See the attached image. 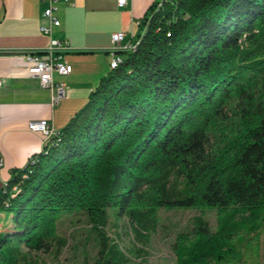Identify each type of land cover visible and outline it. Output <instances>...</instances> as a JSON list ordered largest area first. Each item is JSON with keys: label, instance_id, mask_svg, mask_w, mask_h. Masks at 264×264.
<instances>
[{"label": "trees", "instance_id": "1", "mask_svg": "<svg viewBox=\"0 0 264 264\" xmlns=\"http://www.w3.org/2000/svg\"><path fill=\"white\" fill-rule=\"evenodd\" d=\"M139 23L117 68L1 188L0 264H35L22 247L60 253L63 213L87 215L106 249L109 209L146 242L159 210H215V231L196 217L177 235V264L236 261L264 225V0H156Z\"/></svg>", "mask_w": 264, "mask_h": 264}, {"label": "crops", "instance_id": "2", "mask_svg": "<svg viewBox=\"0 0 264 264\" xmlns=\"http://www.w3.org/2000/svg\"><path fill=\"white\" fill-rule=\"evenodd\" d=\"M118 0H76L73 6L58 4L60 26L51 36L40 32L47 26L39 0H0V190L15 170L39 153L44 140L28 129L32 121H47L59 132L80 110L101 78L110 72L111 36L124 33L122 46L135 43L142 33L140 21L156 0H130L119 8ZM66 42L62 61L72 67L68 76L53 75L66 88L65 98L51 106V93L39 86L27 69L28 54L43 53L50 41Z\"/></svg>", "mask_w": 264, "mask_h": 264}, {"label": "rangeland", "instance_id": "3", "mask_svg": "<svg viewBox=\"0 0 264 264\" xmlns=\"http://www.w3.org/2000/svg\"><path fill=\"white\" fill-rule=\"evenodd\" d=\"M107 212L108 223L103 228L108 238L106 249L100 247L95 229L99 226L81 212H70L61 214L55 222L54 236L66 244L60 253L55 247L48 253L29 252L22 247V252L35 264H177L173 251L177 235L189 232L196 217L206 221L212 231L217 229L218 221L215 210H159L157 227L146 242L139 239L126 218L117 217L114 209ZM10 217L7 212H0V225L11 222ZM257 232L259 237L255 240L252 236ZM255 233L242 238L235 248L237 260L226 264H264V225Z\"/></svg>", "mask_w": 264, "mask_h": 264}, {"label": "built area", "instance_id": "4", "mask_svg": "<svg viewBox=\"0 0 264 264\" xmlns=\"http://www.w3.org/2000/svg\"><path fill=\"white\" fill-rule=\"evenodd\" d=\"M44 5L42 18L47 22V26H41L40 32L50 37L53 28L60 26L58 18L55 16L58 10V4L62 1L65 5L73 6L76 0H39ZM130 0H118L119 8L127 6ZM125 38L124 33H114L111 36V47L108 50L111 55L110 68L114 69L117 61H121L118 57V52L130 49L131 46H122V41ZM67 50L66 42L51 40L48 48L43 53L45 57H41L39 53H32L26 56L28 62L29 75L38 80L39 86L42 89H47L51 93L50 104L57 106L66 96V88L63 84L54 83L53 75L68 76L72 73V67L62 61L61 52ZM3 82L0 81V89ZM28 129L33 133H39L44 145L55 135L53 128L47 121H32L28 124ZM3 167V161L0 159V169Z\"/></svg>", "mask_w": 264, "mask_h": 264}, {"label": "bare ground", "instance_id": "5", "mask_svg": "<svg viewBox=\"0 0 264 264\" xmlns=\"http://www.w3.org/2000/svg\"><path fill=\"white\" fill-rule=\"evenodd\" d=\"M131 48H132V46H131ZM131 48H130V49H131ZM120 62H121V61H117V63H116L115 66H114V69L117 68V66L120 64Z\"/></svg>", "mask_w": 264, "mask_h": 264}]
</instances>
